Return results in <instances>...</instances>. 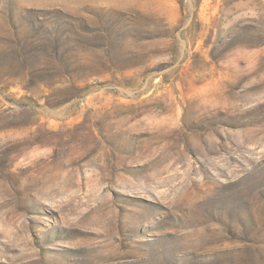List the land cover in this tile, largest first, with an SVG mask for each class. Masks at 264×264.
Segmentation results:
<instances>
[{"label":"rangeland","instance_id":"obj_1","mask_svg":"<svg viewBox=\"0 0 264 264\" xmlns=\"http://www.w3.org/2000/svg\"><path fill=\"white\" fill-rule=\"evenodd\" d=\"M0 264H264V0H0Z\"/></svg>","mask_w":264,"mask_h":264}]
</instances>
